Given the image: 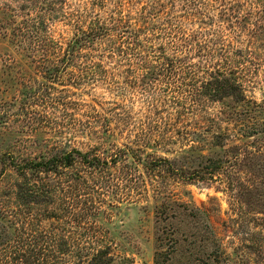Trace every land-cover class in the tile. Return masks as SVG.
<instances>
[{"label": "rangeland", "instance_id": "rangeland-1", "mask_svg": "<svg viewBox=\"0 0 264 264\" xmlns=\"http://www.w3.org/2000/svg\"><path fill=\"white\" fill-rule=\"evenodd\" d=\"M64 4L42 36L67 42L95 18L130 29L86 63L47 69L33 0H0V161L75 158L40 174L53 198L33 204V238L110 247L111 264H264V0ZM219 71L234 73L243 101L208 85ZM226 158L257 190L237 200L188 179ZM17 179L9 169L0 195Z\"/></svg>", "mask_w": 264, "mask_h": 264}, {"label": "trees", "instance_id": "trees-1", "mask_svg": "<svg viewBox=\"0 0 264 264\" xmlns=\"http://www.w3.org/2000/svg\"><path fill=\"white\" fill-rule=\"evenodd\" d=\"M66 2L67 0H33L34 7L37 6V8L34 11L36 16L30 29L39 45L37 62L40 67L56 70L70 66L77 67L89 60L91 52L95 51L96 44L110 39V33L121 36L123 27L130 29L122 22V19L113 18L112 22L108 23L103 22L101 18H95L91 22H77L74 26L75 33L67 42H64L62 36L58 40L42 36L43 33L48 32L49 19H46V16L51 17L60 7L64 8ZM24 4L25 9L30 8L28 3ZM121 23L124 26H121ZM132 34H134L133 30H130V39H132ZM84 57L87 58L82 59ZM208 85H215L213 91L220 93L221 97H232L238 102L244 100L243 86L234 73L219 71L217 77H212ZM203 86L205 88V85ZM1 159L0 163L3 167L0 170V181L9 169L14 170L18 179L11 188L4 190L0 195V264H73L71 258L76 259L74 264L83 263L85 259L89 260H86L88 264L112 263L110 247L75 246L64 240L42 243L34 239L30 233V215L33 204L41 207L46 204L51 205L53 198L50 188L42 180L40 174L52 168L57 169L59 164L70 167L75 161L73 154L60 159L40 161H18L15 158L8 160L5 155ZM240 167L241 163L238 160L234 162L230 158L210 159L201 170L192 172L193 174L188 179L219 182L231 198L239 200L242 193L252 194L258 188L255 182L241 181L239 176L237 177L236 173ZM32 170L39 174L40 183L32 181L30 177ZM165 212L167 209H163L161 215ZM10 228L14 230L13 240L2 244L4 240L11 238Z\"/></svg>", "mask_w": 264, "mask_h": 264}, {"label": "water", "instance_id": "water-1", "mask_svg": "<svg viewBox=\"0 0 264 264\" xmlns=\"http://www.w3.org/2000/svg\"><path fill=\"white\" fill-rule=\"evenodd\" d=\"M127 217H128V213H125V214H124V218H127Z\"/></svg>", "mask_w": 264, "mask_h": 264}]
</instances>
